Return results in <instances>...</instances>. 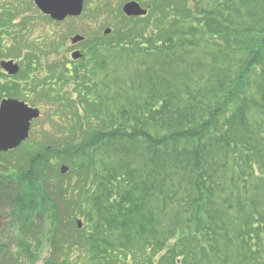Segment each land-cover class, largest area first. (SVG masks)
Returning <instances> with one entry per match:
<instances>
[{
	"label": "trees",
	"instance_id": "obj_1",
	"mask_svg": "<svg viewBox=\"0 0 264 264\" xmlns=\"http://www.w3.org/2000/svg\"><path fill=\"white\" fill-rule=\"evenodd\" d=\"M131 1L148 16L125 17ZM86 4L84 15H104L113 32L85 35L81 71L56 79L78 94L51 101V123L62 128L69 117L75 134L36 142L31 163L15 170L17 210L0 207V225L13 216L24 237L0 238V264L31 262L34 223L59 226L58 198L70 193L74 213V196H86L90 229L78 230L79 244L102 263L264 264V0ZM50 41L60 54L57 33ZM19 59L29 96L7 95L21 86L7 89L0 69V103L6 95L38 107L57 71L42 78L39 58Z\"/></svg>",
	"mask_w": 264,
	"mask_h": 264
},
{
	"label": "rangeland",
	"instance_id": "obj_2",
	"mask_svg": "<svg viewBox=\"0 0 264 264\" xmlns=\"http://www.w3.org/2000/svg\"><path fill=\"white\" fill-rule=\"evenodd\" d=\"M88 1L89 0H86V2ZM113 9L116 13L119 9V5L115 4ZM85 10H88L87 4H85ZM89 14L90 13L87 15L83 14L81 18L69 19L60 24L54 23V25L49 18L44 17L39 12L38 8L33 3V0H0V56L4 53L7 55L14 54L13 58L4 59L0 57V63L4 62L3 60L20 61V57H24L25 60H28L29 55H34L38 59V57L44 53V60H46V68H44V71L47 73L49 72V69L53 68L57 60H61L59 57L63 58V56H67L68 61L72 62L68 51H70L71 48L72 50L80 49L83 51L84 49H81V46L75 48L71 47V40L76 36L86 35L87 37H90L91 34L97 35L99 33L103 35L104 30H107V26L109 25V23H106L108 20L104 15L98 14L97 16H94ZM56 33L57 40L59 41L57 45L59 47L65 45L64 48L62 47V49H60L63 56L52 52V49L55 47L52 46L53 44L50 39ZM20 51L21 56H18ZM63 51H65L64 54ZM23 65L24 63L22 66ZM21 69L22 72H20L18 77L22 76L25 71L24 66ZM6 74L8 76L11 75L9 72ZM18 77L14 79H3L7 89L13 88L14 84L21 86L18 89H12L7 95L18 98V95L24 90L22 94L25 93L29 96V83H31V79H18ZM76 88L77 87L75 86L73 91H75ZM3 97L1 103L6 99H10L7 98L6 95ZM36 97L38 100V107L41 105L42 118L33 122L32 129L29 133L30 138H28L27 142L22 147L20 145L17 149H9L8 151L0 152V155H2L0 156V207L6 212V214H10L12 208L13 213L17 210V205L14 204L16 199L9 195L19 186L18 180L16 181L14 177L17 174L15 170L22 171L27 167V160H30L31 163L33 158L31 155V148L37 145L36 141H40L38 138L46 139L49 135V138L46 139L48 141L54 136H56L57 139L58 133L61 134L60 136L63 135L64 138L69 137L72 133L75 134V131H70L71 119H69V117L67 118L64 116V126L62 128H55V124L51 123L53 103L48 101V96H42L39 94V96ZM47 112L49 115H47ZM60 129L64 130V132L61 133ZM66 130L69 132H66ZM23 150H25V152L21 154V151ZM36 150H33V153ZM57 164L59 165L58 170L60 172L63 165H61L60 162ZM65 166L69 167L68 165ZM68 173L69 172H67L66 175H68ZM32 181L35 183V180ZM39 183H41V181ZM8 195L10 197H8ZM71 196L72 194L70 193L67 198H65V196L58 198V210L61 219L59 226L50 224L49 221H39L34 223L38 226L32 227L36 229L28 234L27 238L31 242V245L27 246L28 250L24 253L25 256H31V262L29 264H51L52 259H58L53 261L59 262L58 264H106L105 262L102 263V260L99 259L95 253H91V246L88 248H82L80 246V234H78V230H84L86 235L88 234L90 229V218L86 213L90 210V206L87 205L86 213H82L81 207L84 206L86 196L78 194L77 196H74V198L77 197L76 202L78 203L79 208L78 211L74 213L73 205L69 203ZM33 202L36 206H41L43 208L40 200ZM42 210L43 212H46L44 208ZM13 219L14 217L12 216L10 219L3 220L0 225V238L3 239L6 234L16 245H18L20 243V238L24 237V234L18 228L23 227L18 226L19 222L17 219L14 221ZM79 224H81V228H79ZM58 227L60 231L58 230ZM42 232L44 233L43 235H41ZM54 232H58V239H56L55 243L54 241L56 237H54ZM62 232L65 233V236L62 235ZM64 237L68 238V240L64 241ZM66 244L67 246H65ZM70 248H72V251H67V253L69 252L68 254L70 257H68L67 263H64V259L67 255L63 253ZM202 257L206 258L207 256ZM122 259L125 261L121 264H130L131 261L132 264H134L133 256H129L128 262H126L125 256H123Z\"/></svg>",
	"mask_w": 264,
	"mask_h": 264
},
{
	"label": "water",
	"instance_id": "obj_3",
	"mask_svg": "<svg viewBox=\"0 0 264 264\" xmlns=\"http://www.w3.org/2000/svg\"><path fill=\"white\" fill-rule=\"evenodd\" d=\"M39 10L56 22H63L67 18L80 17L84 11L85 0H33ZM123 13L128 18H140L147 16V10L143 9L137 2H131L123 7ZM107 30L105 35H110ZM85 39L76 36L72 43L74 45ZM74 60L82 58L81 52L72 55ZM11 75L19 72V67L14 62L2 65ZM40 117V112L30 108L25 103L15 100H5L0 105V152L9 149H17L29 136L31 122ZM68 172L67 167L62 168V174ZM81 224H79L80 226ZM81 227V226H80Z\"/></svg>",
	"mask_w": 264,
	"mask_h": 264
},
{
	"label": "flooded vegetation",
	"instance_id": "obj_4",
	"mask_svg": "<svg viewBox=\"0 0 264 264\" xmlns=\"http://www.w3.org/2000/svg\"><path fill=\"white\" fill-rule=\"evenodd\" d=\"M75 64H77V63H75ZM75 66H78V68H80V65H73V64H72V65H68L66 70H68V71H70L71 73H73V69H74ZM62 71L65 72V69L62 70Z\"/></svg>",
	"mask_w": 264,
	"mask_h": 264
}]
</instances>
